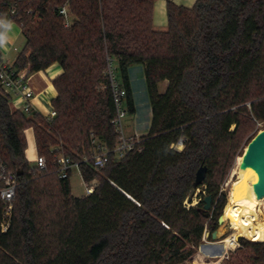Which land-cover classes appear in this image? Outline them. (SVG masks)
<instances>
[{
    "label": "trees",
    "instance_id": "16d2710c",
    "mask_svg": "<svg viewBox=\"0 0 264 264\" xmlns=\"http://www.w3.org/2000/svg\"><path fill=\"white\" fill-rule=\"evenodd\" d=\"M156 1L21 5L16 21L23 22L27 42L16 69L34 74L58 63L63 73L53 81L51 123L12 111L0 87V160L23 173L7 232L0 206V264H183L217 230L226 205L221 184L246 137L242 128L264 122V0H198L193 8L168 2L165 31L153 25ZM65 5L68 27L60 13ZM8 11L9 2L0 0V20ZM35 17L41 22L31 28ZM107 58L117 63L130 113L136 107L129 70L145 67L152 120L133 151L121 160L112 155L96 171L93 140L111 149L120 140ZM30 128L47 159L42 173L26 158ZM53 135L72 150L56 145ZM180 141L181 151L173 147ZM54 145L79 163L85 182L99 178L93 194L73 196L71 177L56 173ZM202 166L207 176L198 189L212 196L209 211L204 198L185 206ZM240 242L228 264H264V242Z\"/></svg>",
    "mask_w": 264,
    "mask_h": 264
},
{
    "label": "built area",
    "instance_id": "2783aa9c",
    "mask_svg": "<svg viewBox=\"0 0 264 264\" xmlns=\"http://www.w3.org/2000/svg\"><path fill=\"white\" fill-rule=\"evenodd\" d=\"M9 2V11L7 20L15 21L18 19L20 14L21 5L25 0H5ZM32 11H28L31 13ZM60 13L65 17L66 27L70 25V15L67 6H63ZM5 20H0V26L3 25ZM21 27H23V22H17ZM105 76L108 81L109 88L112 93L114 105H115V119L113 120V125L116 133L119 135L120 140L117 145L111 149L104 142H100L97 139L93 140V154H92V164L96 171L104 169L109 163L111 156L113 155L118 160L125 158V156L133 151L137 144L141 142V137L138 135L127 136L125 134V129L123 125V120L126 117L129 109L127 104V89L121 81L118 71L117 63L112 58H107V68L105 71ZM0 87L2 90L10 95H17L21 98L20 103H15L10 105L12 111H19L28 116L40 115L48 123H51L57 116V112L54 108L47 114H41L35 107L34 100L35 94L30 86L27 84L26 77L20 71H18L13 65L4 59L0 54ZM27 131H32V128ZM26 131V133H27ZM35 139V137H34ZM35 150L37 151L36 140ZM183 146V142L180 141L174 148ZM55 151V162L56 173L60 179H67L71 177L73 169H79V163L75 162L71 156L66 155L63 152V148L54 147ZM38 173L45 172L47 170V159L44 156L36 154L35 161L33 163ZM19 175L9 170L6 165L0 160V206L3 211L1 230L2 232H7L12 220L13 210L15 207V200L19 188L22 182L19 179ZM94 181L85 182V192L86 196L93 194L96 185ZM187 202L185 206L187 207Z\"/></svg>",
    "mask_w": 264,
    "mask_h": 264
},
{
    "label": "rangeland",
    "instance_id": "374dc122",
    "mask_svg": "<svg viewBox=\"0 0 264 264\" xmlns=\"http://www.w3.org/2000/svg\"><path fill=\"white\" fill-rule=\"evenodd\" d=\"M52 2L53 0H50L49 4H51ZM40 22H41V19H39L38 17H35L30 23L29 27L35 28L38 26ZM142 69H143L142 66L138 65V66H135V68H133L131 71L132 87L134 90V101H135L136 112L130 113V111H128L126 117L123 120L125 134L127 136L133 134L134 130H136L139 134L145 135L149 132L150 125H151L152 111H151L150 100H149L147 87H146V80L142 72L143 71ZM105 89H106V86L103 85L101 87V90H105ZM263 129H264V122H258L256 120H253V123L249 122L242 128V134L245 135L246 137L242 141L240 148L238 149V152L234 158V161L231 167L229 168V170L227 171L224 177V180L221 184V191L224 192V194L226 195L225 207L227 206L228 202L232 198L234 184L240 176L238 173V164L240 163L242 156L244 155L243 153H245V150L248 144L250 143V141ZM32 131L35 137L34 129H32ZM53 137L55 138L57 142L56 145L58 143L61 144V142L63 143V141L60 138L55 137V135H53ZM56 145L52 146L51 149L54 148ZM64 147L66 151L72 150L71 147L65 146V144H64ZM183 148L184 146L181 145L177 149L181 151ZM77 170L78 169H73L70 180H71L73 193L76 196L80 197V196L85 195V183L82 182L79 172ZM99 175L101 176L102 172H100ZM98 181H99V178L94 180V183H95L94 185L97 186ZM205 196H207L206 190L198 189L197 192L191 197V201L187 202L186 204L187 207L189 208L195 207L203 198H205ZM225 207L223 210V214L225 211ZM260 207L264 211V201L260 205ZM217 230H218V233L220 231V234H218V237L216 239H213L212 235L210 236V231H208L205 234L199 246L195 248L194 255L183 264H228L227 261L231 258L232 254L240 248L241 246L240 240L244 239V240L250 241L245 237L239 238L235 249L230 250L222 259H220L218 263V259L212 258L206 253L202 252V248L204 246H208L210 244L218 243V242L225 240L232 234L233 231L230 229V225L226 223L225 224L218 223Z\"/></svg>",
    "mask_w": 264,
    "mask_h": 264
},
{
    "label": "crops",
    "instance_id": "0c3cea01",
    "mask_svg": "<svg viewBox=\"0 0 264 264\" xmlns=\"http://www.w3.org/2000/svg\"><path fill=\"white\" fill-rule=\"evenodd\" d=\"M198 0H157L154 5L153 12V25L154 28L158 31H165L168 28V12L167 5L168 2H172L177 6H182L186 8H193ZM2 20V19H1ZM5 20L4 24L0 26V54L4 57L6 61H8L11 65L15 67V62L19 56V54L25 48L27 39L23 33L22 27L15 21L7 20V17L3 18ZM135 66H131L129 70L131 86H132V75L131 71ZM142 66V72L145 76V67ZM16 68V67H15ZM22 74L25 75L27 84L33 90L35 94L34 104L36 109L41 114H47L53 108L52 102L58 96V92L54 86L53 81L62 75L63 68L58 63L53 64L48 69L44 71H40L34 74H29L28 69L20 70ZM168 81H164L160 84L159 89L161 93L166 92L168 88ZM133 89V87H132ZM134 94V90H133ZM21 98L17 97V95H11L10 105H14L15 103H20ZM152 120V119H151ZM151 126V125H150ZM150 130V129H149ZM148 134V133H147ZM145 134V135H147ZM138 135L142 137L144 135L139 134L136 130H134L133 134L129 136ZM26 138L28 142V148L26 151L27 160L33 164L35 161V157L37 151L35 150V139L33 131H27ZM81 177L82 182L85 181L82 178L80 170H77ZM72 186V185H71ZM72 194L76 196L73 191ZM85 195L80 196L84 197Z\"/></svg>",
    "mask_w": 264,
    "mask_h": 264
},
{
    "label": "bare ground",
    "instance_id": "6f19581e",
    "mask_svg": "<svg viewBox=\"0 0 264 264\" xmlns=\"http://www.w3.org/2000/svg\"><path fill=\"white\" fill-rule=\"evenodd\" d=\"M240 163V176L234 184L232 198L225 207L222 222L229 224L233 232L225 240L202 248V252L218 259V263L230 250L235 249L240 237L254 242L264 241V211L260 207L264 198L258 199L255 195V172L251 169L241 170Z\"/></svg>",
    "mask_w": 264,
    "mask_h": 264
},
{
    "label": "water",
    "instance_id": "95a60500",
    "mask_svg": "<svg viewBox=\"0 0 264 264\" xmlns=\"http://www.w3.org/2000/svg\"><path fill=\"white\" fill-rule=\"evenodd\" d=\"M240 169L246 170L251 169L256 174V181L253 183V189L255 195L258 199L264 198V129L261 130L248 144L244 155L242 156V160L240 163ZM207 167L202 166L196 175V180L194 182L195 189H198L199 186L205 181L207 176ZM21 176L22 171L17 173ZM213 198L212 196H205V210L209 211L212 208ZM223 215L219 218V223L222 224ZM218 237V230L214 231L212 234V238L216 239ZM241 238V237H240Z\"/></svg>",
    "mask_w": 264,
    "mask_h": 264
}]
</instances>
